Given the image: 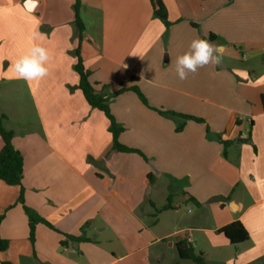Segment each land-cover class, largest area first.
Masks as SVG:
<instances>
[{
    "label": "crops",
    "instance_id": "obj_1",
    "mask_svg": "<svg viewBox=\"0 0 264 264\" xmlns=\"http://www.w3.org/2000/svg\"><path fill=\"white\" fill-rule=\"evenodd\" d=\"M80 2L81 41L73 0H0V104L11 106L0 107V114L7 121L18 116L3 127L13 132L12 143L23 157L24 204L55 228L37 223L32 244L17 200L19 186L0 180V237L8 240L0 264H167L161 241L172 236L166 246L175 247L179 259L187 260L179 249L187 254L195 247L204 257L193 230L227 254L223 264H259L264 259V0H162L168 28L153 15L149 0ZM33 31L49 50V71L25 81L15 77L10 60L30 46ZM209 32L217 39L208 41L222 46L221 62L179 79L177 56ZM237 46L249 54L244 66L224 59L238 53ZM77 47L97 89L108 85L104 91L114 92L136 84L146 96L151 107L131 90L110 101L112 115L124 126L119 142L146 158L112 149L107 117L78 87ZM23 94L35 113L31 120L15 110ZM177 99L184 103L182 112L204 122L187 119L176 131L169 117L152 108H177ZM224 140L230 143L224 146ZM137 164L147 182L166 176L197 205L193 225L159 233L154 227L161 218L145 221L150 210L128 176ZM235 220L249 237L233 244L218 229ZM64 233L91 240L62 246Z\"/></svg>",
    "mask_w": 264,
    "mask_h": 264
},
{
    "label": "trees",
    "instance_id": "obj_2",
    "mask_svg": "<svg viewBox=\"0 0 264 264\" xmlns=\"http://www.w3.org/2000/svg\"><path fill=\"white\" fill-rule=\"evenodd\" d=\"M152 6L153 15L158 17L168 28L171 22L168 20L166 8L162 2V0H149ZM80 0H73V10H74V24L77 32V36L79 41L82 40L84 35V24L80 17ZM193 26H198L196 23H191ZM207 40H215L217 39V35L209 32L206 38ZM77 61L75 63V70L79 75L78 87L81 90L85 100L91 107H95L101 110L104 115L107 117L109 121V131L112 134V149L123 152V153H138L142 157L146 158L144 154L137 148L127 146L122 144L118 140V136L121 131H123L124 127L118 123L110 110V101L125 90H131L137 94L139 99L147 106L151 107L144 94L141 92L139 87L134 84L129 87L120 86L114 92H106L104 89L108 87V85H102L100 89L95 87L90 79V71L83 64V59L80 56V48L76 49ZM131 79L137 80V77H131ZM159 114L166 117L180 116L185 120L191 119L197 122H204V119L198 116H194L191 114L184 113H176L170 110H165L162 108L152 107ZM4 114H0V180L8 185H17L19 186V194L17 200L22 203L24 211L28 218V226H29V240L33 244L34 243V232L35 226L37 223H43L50 228H54V226L42 217L37 211L31 209L27 205L24 204V187L22 184L23 178V157L18 149H16L12 143L13 132L3 127L2 119L4 118ZM183 125H177L175 127L176 131H180L183 128ZM224 146L230 143L228 140L222 141ZM147 177L150 179V174H147ZM171 197L170 194L167 198V203L163 206V209L171 208ZM191 199L194 200L192 197ZM3 218V214H0V221ZM219 232L223 233V235L228 239L230 243H239L245 241L249 237V233L243 223L240 220L232 221L218 229ZM64 238L60 240V244L62 246L67 245L70 241H90L91 238L85 237L84 235L75 236L72 234L64 233ZM8 247V240L0 237V251H5ZM187 254H184L181 249H179V255L182 258L192 259L197 264H206L204 257L201 252L194 253L192 249H188ZM2 264H9V262H3Z\"/></svg>",
    "mask_w": 264,
    "mask_h": 264
},
{
    "label": "rangeland",
    "instance_id": "obj_3",
    "mask_svg": "<svg viewBox=\"0 0 264 264\" xmlns=\"http://www.w3.org/2000/svg\"><path fill=\"white\" fill-rule=\"evenodd\" d=\"M236 50L238 53L233 54L231 58H227V59L224 58V59L225 60L229 59L230 62H232L233 64L244 66L246 64L245 60L249 57V54L245 52V49L240 48L238 46L236 47ZM242 52L245 53L244 56H242ZM254 61L257 62V57L254 58ZM175 94L177 98L183 97V94H181L179 91H175ZM20 97H21L20 102H18L19 105L16 106L19 109H15V110L21 111L27 119L31 120L33 116L35 117V113L33 108L31 107V104L29 103L28 96L27 94H23L20 95ZM178 101L179 100L177 99V103H179L177 108L165 109V110L186 114L185 112H182L184 103L182 101L180 102ZM0 105H1L0 107L3 108L5 107V109H10L9 107H11V106L7 107V105H4L2 102ZM14 118H18L17 114H11V118L8 121L2 120V125L4 127H9V125H12V119ZM169 118L171 119V121L174 122L175 127L177 125H182L186 121L183 117L180 116H173V117L169 116ZM248 124L249 123H247V125ZM135 158H137V160H140L138 159L137 156H135ZM128 176L133 180L132 182L133 186L138 187L139 190L142 191V197L145 202L144 206L145 208L150 210L151 213L150 215L143 216L145 221L151 223V221L154 220L155 216L161 218L160 223L154 227L157 232L162 233L168 229H180L184 226L193 225L192 221L194 220L195 215L199 211L197 205L194 202H192L190 199H186L184 194H182L180 191L174 190L172 185L169 183L168 179L166 178V176H161L160 178L155 179L153 182H147L140 164L133 165L132 169L130 170V174H128ZM172 193H173L171 197L172 207L169 209H163V206L167 203L168 196ZM147 196L149 199L148 202L145 201ZM192 236L194 239H196V241L201 240L202 246L205 247L206 252L204 255V260L206 264H223V262H220V260H223L225 255L227 254H223V253L220 254L215 248L210 247L203 232L193 230ZM171 239L173 240L174 236L168 237L163 241H161L166 253L165 255L166 260L164 261V263L197 264L192 259H187V260L179 259L175 247L170 248L166 246L168 240ZM192 251L194 253H199V248L195 247L192 249ZM173 261H176L177 263L176 262L173 263ZM263 263H264V259H262L259 262V264H263Z\"/></svg>",
    "mask_w": 264,
    "mask_h": 264
},
{
    "label": "clouds",
    "instance_id": "obj_4",
    "mask_svg": "<svg viewBox=\"0 0 264 264\" xmlns=\"http://www.w3.org/2000/svg\"><path fill=\"white\" fill-rule=\"evenodd\" d=\"M40 34L33 31L30 46L19 54L10 64L17 79L34 81L48 74L49 50L40 42ZM222 46L213 45L207 39L199 36L192 39L188 50L177 56L175 71L179 79H186L189 73H195L208 64H219Z\"/></svg>",
    "mask_w": 264,
    "mask_h": 264
},
{
    "label": "built area",
    "instance_id": "obj_5",
    "mask_svg": "<svg viewBox=\"0 0 264 264\" xmlns=\"http://www.w3.org/2000/svg\"><path fill=\"white\" fill-rule=\"evenodd\" d=\"M186 239L188 242L192 243V239H191L189 231L187 232Z\"/></svg>",
    "mask_w": 264,
    "mask_h": 264
}]
</instances>
